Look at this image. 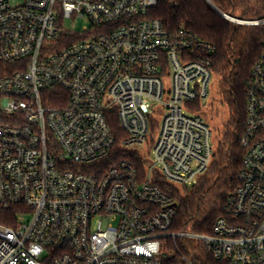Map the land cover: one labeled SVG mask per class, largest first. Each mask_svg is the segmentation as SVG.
I'll list each match as a JSON object with an SVG mask.
<instances>
[{"label":"built area","instance_id":"2783aa9c","mask_svg":"<svg viewBox=\"0 0 264 264\" xmlns=\"http://www.w3.org/2000/svg\"><path fill=\"white\" fill-rule=\"evenodd\" d=\"M164 1L0 0V213L16 214L0 224V264H197L184 240L264 264V44L239 185L211 233L173 232L172 192L196 186L214 156L199 115L215 47L152 18Z\"/></svg>","mask_w":264,"mask_h":264},{"label":"trees","instance_id":"16d2710c","mask_svg":"<svg viewBox=\"0 0 264 264\" xmlns=\"http://www.w3.org/2000/svg\"><path fill=\"white\" fill-rule=\"evenodd\" d=\"M209 1L222 14L233 18H236L234 14H239L236 18L239 20L264 17V0ZM150 16L160 20L168 30L184 28L215 47L212 71L220 78L222 103L229 112L228 126L207 173L197 185L172 192L177 207L171 230L209 234L216 220L224 214L228 197L239 185L246 89L252 66L264 44V27L233 24L209 7L206 0H167L158 4ZM14 219L16 214L12 211L0 213V224L4 226H13ZM176 247L182 248L181 242L177 241ZM181 252L184 253L182 249ZM194 261L197 264H226L201 249Z\"/></svg>","mask_w":264,"mask_h":264},{"label":"rangeland","instance_id":"374dc122","mask_svg":"<svg viewBox=\"0 0 264 264\" xmlns=\"http://www.w3.org/2000/svg\"><path fill=\"white\" fill-rule=\"evenodd\" d=\"M209 7H211L217 14L221 16V12L216 9L209 0H206ZM234 17H240L239 14H234ZM85 21L83 20H68L66 27L79 33L82 31ZM249 27V26H246ZM208 99L205 102L204 107L201 109L200 117L204 123L208 126L209 131L211 132L212 147L215 151L218 144L223 138L226 127L228 126L229 112L227 107L222 103L221 98V83L220 78L213 73L209 86H208ZM155 117V116H154ZM181 242V240H179ZM186 249L190 252H195L198 250L199 242L194 240L192 242L185 241L183 242ZM162 252L165 258H170L174 253V247L172 245H164Z\"/></svg>","mask_w":264,"mask_h":264}]
</instances>
